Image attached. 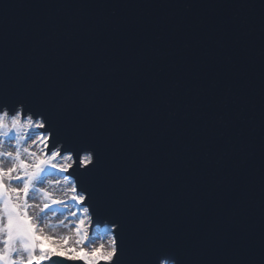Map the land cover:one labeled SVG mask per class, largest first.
I'll return each mask as SVG.
<instances>
[{
  "label": "snow or ice",
  "instance_id": "obj_1",
  "mask_svg": "<svg viewBox=\"0 0 264 264\" xmlns=\"http://www.w3.org/2000/svg\"><path fill=\"white\" fill-rule=\"evenodd\" d=\"M17 7L235 11L14 28ZM66 262L264 264V0L0 3V264Z\"/></svg>",
  "mask_w": 264,
  "mask_h": 264
},
{
  "label": "water",
  "instance_id": "obj_2",
  "mask_svg": "<svg viewBox=\"0 0 264 264\" xmlns=\"http://www.w3.org/2000/svg\"><path fill=\"white\" fill-rule=\"evenodd\" d=\"M3 0H0L2 3ZM12 2L21 5L38 4L44 2V0H12ZM78 2V0H76ZM133 3H143V4H155L162 3L165 0H130ZM199 2H205V0H199ZM257 5L259 0H253ZM235 10L232 9H221V8H193V9H164L157 7H143V8H127V9H89V8H70V9H60V10H49L42 8L33 7H17L13 8L9 12V25L11 27H16L20 21L28 19H38L43 18L49 14H54L64 17H82L88 19L90 22H96L102 20L104 17L112 16L113 14L117 17H140L145 21H152L159 18H169L173 21L178 20L181 17L193 19V18H212L218 16H228L232 14ZM246 14L254 18V28L249 36V48L247 55L251 60V67L253 74L259 70V48H260V36H259V25L258 19L260 14L259 7L245 10ZM145 39H154L149 33H145ZM210 45H215V40L208 42ZM190 45V41L187 40L183 35L177 36V47H183L184 45ZM174 59L169 58L166 66L171 68L174 64ZM257 116H258V98H257ZM259 136L258 130L256 134V142L258 144ZM258 152V150H257ZM256 163L258 165V155ZM98 219H103L98 217ZM250 224L254 226L255 230L258 232L259 228V213L258 210L255 215L251 218ZM102 225V224H101ZM66 264H72V262H66ZM79 264V262H76Z\"/></svg>",
  "mask_w": 264,
  "mask_h": 264
},
{
  "label": "rangeland",
  "instance_id": "obj_3",
  "mask_svg": "<svg viewBox=\"0 0 264 264\" xmlns=\"http://www.w3.org/2000/svg\"><path fill=\"white\" fill-rule=\"evenodd\" d=\"M54 211L56 212V216H52L51 213H49V216H50V219H51V222L52 223H57L58 220H57V217L60 219V220H63L65 219V216L67 214V210L66 209H63V208H57V209H54ZM103 225H101V229H102ZM59 234H71L69 232L68 229H64V228H59L56 230ZM99 231V230H97ZM73 240H74V236H73ZM97 243H99V240L96 241Z\"/></svg>",
  "mask_w": 264,
  "mask_h": 264
}]
</instances>
